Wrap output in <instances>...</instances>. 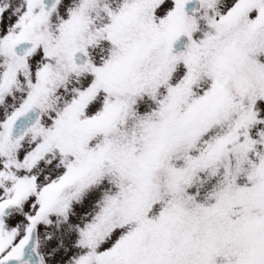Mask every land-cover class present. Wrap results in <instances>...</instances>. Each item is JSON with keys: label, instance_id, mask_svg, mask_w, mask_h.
<instances>
[{"label": "snow or ice", "instance_id": "snow-or-ice-1", "mask_svg": "<svg viewBox=\"0 0 264 264\" xmlns=\"http://www.w3.org/2000/svg\"><path fill=\"white\" fill-rule=\"evenodd\" d=\"M0 264H264V0H0Z\"/></svg>", "mask_w": 264, "mask_h": 264}]
</instances>
